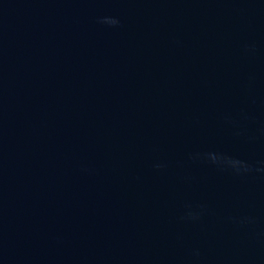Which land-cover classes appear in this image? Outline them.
<instances>
[{
    "label": "water",
    "instance_id": "1",
    "mask_svg": "<svg viewBox=\"0 0 264 264\" xmlns=\"http://www.w3.org/2000/svg\"><path fill=\"white\" fill-rule=\"evenodd\" d=\"M0 264H264V0H0Z\"/></svg>",
    "mask_w": 264,
    "mask_h": 264
}]
</instances>
